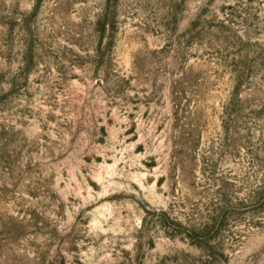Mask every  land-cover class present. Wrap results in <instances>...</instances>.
Returning a JSON list of instances; mask_svg holds the SVG:
<instances>
[{
    "label": "rangeland",
    "instance_id": "rangeland-1",
    "mask_svg": "<svg viewBox=\"0 0 264 264\" xmlns=\"http://www.w3.org/2000/svg\"><path fill=\"white\" fill-rule=\"evenodd\" d=\"M0 264H264V0H0Z\"/></svg>",
    "mask_w": 264,
    "mask_h": 264
}]
</instances>
